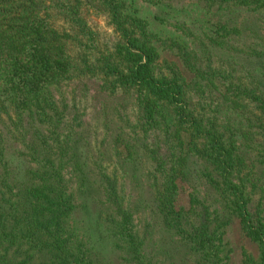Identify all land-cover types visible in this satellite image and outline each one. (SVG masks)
I'll return each mask as SVG.
<instances>
[{"label":"trees","instance_id":"trees-1","mask_svg":"<svg viewBox=\"0 0 264 264\" xmlns=\"http://www.w3.org/2000/svg\"><path fill=\"white\" fill-rule=\"evenodd\" d=\"M189 2L227 17L193 49L166 47L174 60L123 0H0V264H108L104 238L124 264H227L232 218L264 264V0ZM240 8L255 19L231 18ZM88 106L107 148L146 150L147 174L86 154ZM95 189L103 219L88 229L79 197L94 208ZM143 204L172 236L165 254L140 228Z\"/></svg>","mask_w":264,"mask_h":264},{"label":"rangeland","instance_id":"rangeland-1","mask_svg":"<svg viewBox=\"0 0 264 264\" xmlns=\"http://www.w3.org/2000/svg\"><path fill=\"white\" fill-rule=\"evenodd\" d=\"M126 5V13L139 17L147 22L149 30L155 34L157 38L155 43L162 55L170 59L177 60L172 54L167 51L166 47L171 44H179L188 49H193L202 42H206L204 32H212L216 28V24L226 20V14L223 11L209 12L195 4H189V0H123ZM231 18H235L238 22H249L255 19V16L246 12L245 9H236L228 11ZM94 27L100 32L104 40L111 41L113 38V29L108 24L105 17H90ZM134 111V109H131ZM87 130L86 138V154L100 157V162L106 168L114 162V158L120 157L121 164L118 170L125 166L132 174L141 176L147 174L152 169L151 160L146 150H138L137 148H128L125 142L120 140L116 148L108 147L102 143V133L104 125L101 124V118L96 112V109L91 106L87 107ZM129 116L133 115L130 111ZM168 119L171 115L168 113ZM129 118V117H128ZM132 118V117H131ZM130 119V118H129ZM132 125L135 121L130 120ZM150 123L151 120L149 119ZM149 123V125H150ZM145 148L150 147L154 143V138L147 133L142 141ZM126 162V165H123ZM91 193L90 199L93 202L94 208L87 205L79 197L81 201L79 210L77 212V220H82L89 228H93L94 224L102 221L103 216L99 210L100 195L98 190L88 191ZM184 182L179 183V195L177 199V208L184 209L188 206V195ZM84 196V195H82ZM81 196V197H82ZM98 210V213H97ZM136 218L140 224V228L149 230L147 241L152 247L165 254L167 249L166 243L172 240L169 232L165 231L159 223L157 216L149 204H143L136 211ZM90 234L91 232L88 231ZM224 243L228 253L227 264H252L248 261L250 256L254 261L260 258L259 246L256 242L250 240L243 232L240 222L236 218H232L229 225L224 230ZM113 243L104 238L102 244L96 249L98 254L108 261V264H124L122 256L114 251ZM160 250V251H159ZM165 251V252H164ZM169 254V253H168ZM162 255V254H161ZM170 258L174 256L173 264H192V258L186 260L183 253L169 254ZM172 255V256H171ZM173 261H168L171 264Z\"/></svg>","mask_w":264,"mask_h":264}]
</instances>
